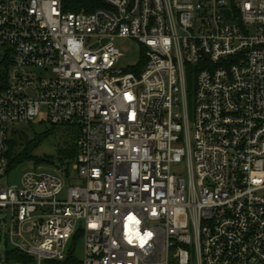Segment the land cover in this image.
<instances>
[{"label":"built area","instance_id":"built-area-1","mask_svg":"<svg viewBox=\"0 0 264 264\" xmlns=\"http://www.w3.org/2000/svg\"><path fill=\"white\" fill-rule=\"evenodd\" d=\"M43 109L76 176L8 185L10 127ZM0 210L35 264L77 232L81 264H264V0H0Z\"/></svg>","mask_w":264,"mask_h":264},{"label":"trees","instance_id":"trees-1","mask_svg":"<svg viewBox=\"0 0 264 264\" xmlns=\"http://www.w3.org/2000/svg\"><path fill=\"white\" fill-rule=\"evenodd\" d=\"M65 10H80L86 3H93L96 0H62ZM95 5L87 7L86 10H92ZM144 57L137 65L141 68L144 63ZM46 124V123H45ZM29 128L15 127L8 141V168L11 169L25 163L33 161L35 164L55 165L58 170L65 171L68 174V166L74 162L77 153V129L69 125H44L43 129L35 131L32 128V122L27 125ZM28 132L32 137H28ZM49 136L55 139L54 154H35V149ZM80 239L79 232L75 233L70 240L66 256L61 261L45 260L51 264H81V261L74 256L75 242ZM4 264L18 262L20 264H33L34 257L15 248H6L3 255Z\"/></svg>","mask_w":264,"mask_h":264},{"label":"rangeland","instance_id":"rangeland-1","mask_svg":"<svg viewBox=\"0 0 264 264\" xmlns=\"http://www.w3.org/2000/svg\"><path fill=\"white\" fill-rule=\"evenodd\" d=\"M239 1V0H236ZM114 44L120 49L122 52V56L120 57L117 66L118 67H129V66H135L138 65L143 58V49L139 45V43L133 39L129 38H116L114 40ZM35 75L38 76H45L46 73L41 69H36ZM46 123V124H45ZM44 114V109L42 110V113L39 117H37L34 121H32V128L35 131H39L43 129L44 125H47ZM28 124H21L18 126H13L11 128L15 127H23V128H29L27 127ZM32 133L28 132V137H32ZM55 139L52 136H49L46 138L36 149L35 154L37 155H43V154H54L55 153ZM74 162H72L68 166V174L65 173V171L58 170L55 165H46V164H40L41 167L44 170H47L49 172L57 173L59 174L65 181H68L69 177H75L76 171L73 168ZM36 166L33 161L31 162H25L13 169H11L7 176L3 179V182H5L8 185H17L19 183L20 176L25 168ZM72 182H76L73 180ZM10 224V214L9 211L0 210V264H4L3 262V255L6 248L12 247L8 235V227ZM74 256L81 260L83 256V247H82V241L78 239L75 242L74 245ZM35 264V262L33 263ZM41 264H51L47 263L45 261H42Z\"/></svg>","mask_w":264,"mask_h":264},{"label":"water","instance_id":"water-1","mask_svg":"<svg viewBox=\"0 0 264 264\" xmlns=\"http://www.w3.org/2000/svg\"><path fill=\"white\" fill-rule=\"evenodd\" d=\"M223 12L226 14L227 17L229 16V11L228 10H224Z\"/></svg>","mask_w":264,"mask_h":264}]
</instances>
